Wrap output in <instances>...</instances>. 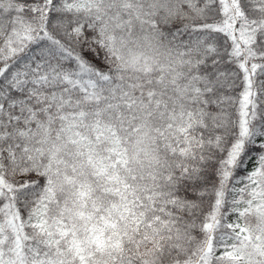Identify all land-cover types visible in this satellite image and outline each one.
Segmentation results:
<instances>
[{
    "label": "snow or ice",
    "instance_id": "1",
    "mask_svg": "<svg viewBox=\"0 0 264 264\" xmlns=\"http://www.w3.org/2000/svg\"><path fill=\"white\" fill-rule=\"evenodd\" d=\"M0 264H264V0H0Z\"/></svg>",
    "mask_w": 264,
    "mask_h": 264
}]
</instances>
